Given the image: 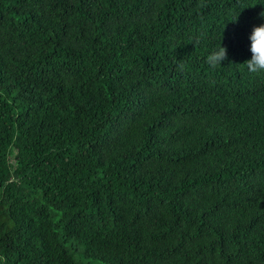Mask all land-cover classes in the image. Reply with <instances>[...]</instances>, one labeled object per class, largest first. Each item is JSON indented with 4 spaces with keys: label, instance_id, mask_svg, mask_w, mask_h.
Segmentation results:
<instances>
[{
    "label": "trees",
    "instance_id": "trees-1",
    "mask_svg": "<svg viewBox=\"0 0 264 264\" xmlns=\"http://www.w3.org/2000/svg\"><path fill=\"white\" fill-rule=\"evenodd\" d=\"M261 12L0 0L1 264H264Z\"/></svg>",
    "mask_w": 264,
    "mask_h": 264
},
{
    "label": "clouds",
    "instance_id": "clouds-1",
    "mask_svg": "<svg viewBox=\"0 0 264 264\" xmlns=\"http://www.w3.org/2000/svg\"><path fill=\"white\" fill-rule=\"evenodd\" d=\"M260 17L264 18V12L260 13ZM235 22H238V18ZM249 39L250 58L241 65L246 66L250 73L262 74L264 73V24L254 26ZM227 59L228 49L221 44L206 56L205 62L210 68L215 69L217 66H221V64ZM179 67L183 69L184 65L181 63Z\"/></svg>",
    "mask_w": 264,
    "mask_h": 264
},
{
    "label": "rangeland",
    "instance_id": "rangeland-1",
    "mask_svg": "<svg viewBox=\"0 0 264 264\" xmlns=\"http://www.w3.org/2000/svg\"><path fill=\"white\" fill-rule=\"evenodd\" d=\"M74 258H75V260H76L78 263H80V264H98V263H96V262H94V261H90V260H86V259H84V258L82 257V255H81L80 251H77V250H76V252L74 253ZM0 264H1V262H0Z\"/></svg>",
    "mask_w": 264,
    "mask_h": 264
}]
</instances>
